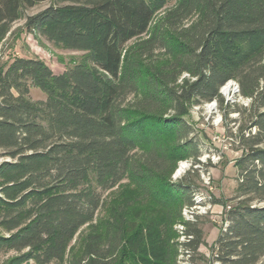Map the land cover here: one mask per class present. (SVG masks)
<instances>
[{
    "label": "trees",
    "instance_id": "trees-1",
    "mask_svg": "<svg viewBox=\"0 0 264 264\" xmlns=\"http://www.w3.org/2000/svg\"><path fill=\"white\" fill-rule=\"evenodd\" d=\"M42 1L0 0V39ZM167 2L50 0L28 16L30 32L85 56L58 74L35 58L0 69V254L27 250L4 264H178L184 249L197 252L203 229L181 213L193 187L173 174L179 161L200 163L191 108L222 102L230 81L253 114L240 135L238 203L212 251L221 264L263 260L264 206L251 201H264V0H179L169 33L143 41L141 60L127 45ZM31 86L46 99L33 101ZM124 179L148 205L112 204L99 216L100 190Z\"/></svg>",
    "mask_w": 264,
    "mask_h": 264
},
{
    "label": "rangeland",
    "instance_id": "rangeland-1",
    "mask_svg": "<svg viewBox=\"0 0 264 264\" xmlns=\"http://www.w3.org/2000/svg\"><path fill=\"white\" fill-rule=\"evenodd\" d=\"M178 1L168 0L166 6L156 13L149 32L128 43L127 48L133 49L136 57H140L141 60L147 59V55L143 54L140 46L152 34L158 30L169 33L166 26L163 25L164 20L167 13L175 7ZM49 4L50 0H45L34 7L22 9L20 18L11 24L8 33L0 39V69H5L16 57L35 58L44 61L54 73L58 74L83 60L85 52L64 48L44 36L30 32L26 27L28 16L42 11ZM193 20L194 17L188 23ZM154 55L161 62L167 59V53L163 49L156 50ZM230 82L233 83L226 84L220 91L222 102L214 100L194 106L186 117L187 122L193 128L190 137L199 143L200 163L194 165L193 161L190 160L191 166L186 171L182 170L180 177L175 180L185 179V182L191 183L193 187L194 203L191 205L194 206V218L185 216L184 210L188 205L182 207L181 213L186 221L198 220V225L204 232V244L193 254L184 249L178 258V264H221L215 260L216 255L212 248L222 228L225 229L228 225L226 219L227 206L234 207L238 203L236 190L240 180L236 162L244 154L240 135L241 130L246 132V136L248 135L249 130L246 127L249 124L250 116L253 114L251 100L240 95L239 87H236L237 82ZM226 87L228 88L227 91L225 90ZM29 96L33 101L46 99L45 93L33 86L30 87ZM5 159L8 158L0 157V162ZM100 191L105 199V204L98 213L101 217L108 215L112 204L125 203L133 208L148 205V202L141 198L139 190L129 179H124L108 191ZM251 204L264 206V201L255 199L251 201ZM177 229L183 233L184 226L178 225ZM88 230L89 226H84L80 235L86 234ZM0 233H5L1 227ZM80 235H76L71 245L76 243ZM185 237L183 235L180 241H184ZM189 238L191 237L189 236ZM26 251L2 252L0 264H4ZM26 264L37 263L30 261ZM260 264H264V258Z\"/></svg>",
    "mask_w": 264,
    "mask_h": 264
},
{
    "label": "clouds",
    "instance_id": "clouds-1",
    "mask_svg": "<svg viewBox=\"0 0 264 264\" xmlns=\"http://www.w3.org/2000/svg\"><path fill=\"white\" fill-rule=\"evenodd\" d=\"M184 75H188L187 73H185ZM230 84L233 82H229ZM223 87V86H222ZM236 87L238 88L239 86L236 85ZM214 106V105H213ZM191 166V161L190 160H183V161H179L178 162V166H177V170L175 175L173 176V180L177 179L180 177L181 175V171L182 170H187L189 167Z\"/></svg>",
    "mask_w": 264,
    "mask_h": 264
},
{
    "label": "bare ground",
    "instance_id": "bare-ground-1",
    "mask_svg": "<svg viewBox=\"0 0 264 264\" xmlns=\"http://www.w3.org/2000/svg\"><path fill=\"white\" fill-rule=\"evenodd\" d=\"M226 91L228 90V88L226 87L225 89ZM199 204V203H198ZM202 205V204H201ZM199 209V208H198ZM185 216L187 215L188 218H194V206H187L185 207ZM194 220V219H193ZM187 252V251H186Z\"/></svg>",
    "mask_w": 264,
    "mask_h": 264
},
{
    "label": "built area",
    "instance_id": "built-area-1",
    "mask_svg": "<svg viewBox=\"0 0 264 264\" xmlns=\"http://www.w3.org/2000/svg\"><path fill=\"white\" fill-rule=\"evenodd\" d=\"M230 208H231V206H230V205H228V206H227V210H229Z\"/></svg>",
    "mask_w": 264,
    "mask_h": 264
}]
</instances>
